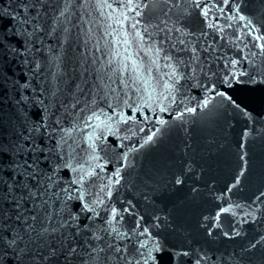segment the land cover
Wrapping results in <instances>:
<instances>
[{
	"label": "water",
	"instance_id": "water-1",
	"mask_svg": "<svg viewBox=\"0 0 264 264\" xmlns=\"http://www.w3.org/2000/svg\"><path fill=\"white\" fill-rule=\"evenodd\" d=\"M8 2L3 0L2 6L6 7ZM82 3L83 0H46L41 12L47 14L39 21L45 31L35 41L40 51L24 53L34 62L24 63L23 57L11 62L9 56L8 67L17 78H25L21 83H30L27 91L22 90L23 95L40 96L45 104L55 103L58 108V102L71 105L75 96L82 107L86 99L96 97L100 100L96 111L101 120L105 119L101 109L111 114L107 105L115 107L117 101L120 103L117 112L135 117L119 125L115 135L105 133L110 155L121 147L127 154V167L122 169L124 179L116 186L119 192L114 190L112 200L118 209L120 202L128 207L130 200L135 205L130 213L143 215L150 231L159 233L166 248L160 264H178L169 259L170 252L175 251L172 246L185 249L194 246L264 134V74H256L249 67L255 66L264 73V52L259 47L264 40L255 39L264 36V0H231V10L223 5V12L215 9L208 22L222 30L207 29L194 13L192 28L196 36L181 37L173 32L166 42L165 31H161L165 28L161 21L168 19L164 15L166 8L140 9L143 15L137 16L124 7L127 0H107L106 4L104 0H88L87 7H81ZM177 11L173 9V13ZM32 14L35 15L34 10ZM240 15L246 19L240 20ZM171 26L172 19H168V27ZM201 27H205L207 36H200ZM28 30H32L31 26ZM178 39H185L189 50L197 47L203 72L190 61V51H180L184 45ZM202 47L208 51L200 50ZM157 48L161 50L156 52ZM20 51L23 53L22 48ZM231 59L239 64L231 65ZM178 61L191 67L185 69ZM193 68L195 80L187 78ZM174 69H179L184 78L176 80ZM241 71L253 72L255 82L241 77ZM226 72L235 75L228 83H221ZM211 84L215 85V92L231 96L235 104L222 101L203 86ZM105 95L106 100L102 99ZM206 97L209 103L205 106ZM17 99L11 90H0V114L5 127L15 113ZM185 106L196 111L188 113ZM28 108L33 118H38V112L43 114V105L29 103ZM75 114L81 115L79 107ZM161 120L164 123L157 122ZM74 123L71 119L64 121L68 132L65 139L87 149V136L92 128L73 129ZM89 123L96 125L98 121ZM149 135H153L152 141H147ZM113 140L115 145L111 143ZM77 151L85 169L89 165L94 167L95 162L87 153ZM113 167L119 165L112 163L103 171L97 170L101 171V180L112 176ZM176 178L182 183L175 184ZM146 182L165 186L166 196L146 202L141 196L147 190ZM153 215L161 217L159 228L151 227L156 223ZM135 218L126 213L123 223L130 226Z\"/></svg>",
	"mask_w": 264,
	"mask_h": 264
},
{
	"label": "snow or ice",
	"instance_id": "snow-or-ice-1",
	"mask_svg": "<svg viewBox=\"0 0 264 264\" xmlns=\"http://www.w3.org/2000/svg\"><path fill=\"white\" fill-rule=\"evenodd\" d=\"M106 2L104 0L105 4ZM230 4L231 0H127L124 7L137 16L143 15L140 9L159 7L163 11L166 8L164 15L172 19L171 27H168V19L161 21L165 25L161 31H165L166 42L170 39L169 34L173 32L181 37L196 36V31L192 28L194 13L207 29H217L215 23L208 22L210 15L217 8L223 12L221 5L229 6L231 10ZM2 5L3 0H0V90H11L18 99L15 113L7 121V127L3 115L0 114V264H160L161 254L166 248L159 233L150 231L143 215L130 213V209L135 208L130 200L127 201L128 207L120 202L119 209L112 200L114 190L119 192L116 186L121 185L124 179L122 169L127 167V154L121 147L115 155H110L105 133L115 135L119 125L127 124L135 120V117L117 112L119 101L115 107L112 104L107 105L111 114H105L101 109V114L105 115V119L101 120L96 111L100 107V100L96 97L90 101L86 99L80 107V100L74 96V103L65 105L58 102V108L55 103L45 104L40 96L23 95L30 83H21L25 78H17L12 73L8 67V58L12 57L11 62L21 57L24 63L34 62L29 61L24 53L40 51L35 41L39 39V33L45 31L39 21L42 15L47 14L41 12L46 7V0H9L6 7ZM80 6L87 7L88 0H83ZM173 9L179 11L173 13ZM33 10L35 15L32 14ZM60 15L63 16L64 12ZM239 19L245 20L246 17L240 15ZM28 26H31V31ZM132 27L135 29L136 23ZM156 27L159 28L160 25L157 24ZM205 27L199 29L200 36L208 35ZM136 35L141 36L140 32ZM196 39L198 43L199 37ZM255 39L264 40V36H257ZM178 43L184 45L180 51H190V61L203 72L197 47L192 46L189 50L185 39H178ZM172 47L175 48V45ZM211 47L208 45V48ZM259 47L264 52V44ZM208 48L202 47L200 50L206 52ZM160 50L155 49L156 52ZM178 63L184 64L183 61ZM229 63L235 66L239 61L231 59ZM189 67L191 64H184L185 69ZM249 67L256 74H264L255 66ZM195 72L196 69L193 68L191 76L187 78L195 80ZM174 75L176 80L184 78L179 69H174ZM234 75L233 72H226L221 83H228L229 78ZM240 76H247L255 82L251 71H241ZM203 86L210 88L222 101L235 104L232 97L225 92H215L214 84ZM102 99L106 100V95ZM29 103L33 106L43 105V114L38 112V118H33V113L28 108ZM203 103L206 106L209 99L206 97ZM125 104L132 107L126 102ZM78 107L81 115L75 114ZM60 108H63V112ZM165 110L161 108V111ZM184 110L188 113L196 111L195 108L187 106ZM69 119L75 121L73 129L80 128L83 131L84 128H92L87 136V149L80 148L74 140L69 144L65 139L68 132L64 121ZM91 120L98 123L91 125ZM157 122L164 123L162 120ZM152 140L153 135L147 136V141ZM111 143L115 145L116 141ZM77 149L88 154L90 160L95 162L94 167L89 165L85 169L80 164L82 157ZM112 163L119 167H113L112 176H105L101 180V171ZM98 169L101 171H97ZM174 183L179 185L182 180L176 178ZM145 188L147 190L142 191L141 196L149 203L155 199H163L167 194L165 186L156 182H146ZM255 200L264 203V191ZM228 211L229 209L221 207L217 215ZM126 213L136 216L130 226L123 223ZM152 220L156 223L151 227L159 228L161 217L153 215ZM223 235L228 237L229 233L224 232ZM236 235L239 236L240 233L236 232ZM260 245H264V235L255 242L250 241L249 247L244 251ZM172 247L175 251L170 252L169 259L178 264H218V260L207 251L185 249L182 246L177 248L175 245ZM234 264L240 262L235 261Z\"/></svg>",
	"mask_w": 264,
	"mask_h": 264
}]
</instances>
